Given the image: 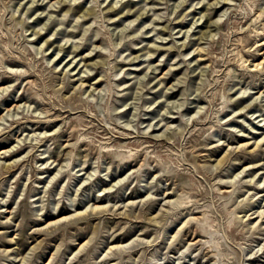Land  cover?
I'll return each mask as SVG.
<instances>
[{
    "label": "rangeland",
    "instance_id": "1",
    "mask_svg": "<svg viewBox=\"0 0 264 264\" xmlns=\"http://www.w3.org/2000/svg\"><path fill=\"white\" fill-rule=\"evenodd\" d=\"M0 264H264V0H0Z\"/></svg>",
    "mask_w": 264,
    "mask_h": 264
},
{
    "label": "bare ground",
    "instance_id": "2",
    "mask_svg": "<svg viewBox=\"0 0 264 264\" xmlns=\"http://www.w3.org/2000/svg\"><path fill=\"white\" fill-rule=\"evenodd\" d=\"M262 65V63L261 64H258V65H255L254 67L255 68H258V67H260ZM259 145V144H258ZM258 145H257V147H258ZM1 154H6V153H4V152H2ZM221 162H223V161H221ZM221 162H219V164H221ZM98 208V207H97ZM99 210L98 211H102V210H104V208L102 207V209H101V207L100 208H98ZM81 214V213H80ZM65 219H67V218H65V217H63V218H61V219H58L57 221H55V222H53V223H55V224H57V223H59V222H62V221H64ZM53 223H50V225L51 224H53Z\"/></svg>",
    "mask_w": 264,
    "mask_h": 264
}]
</instances>
